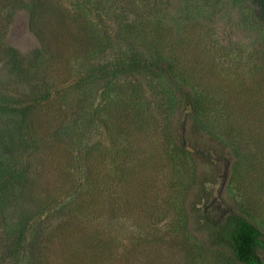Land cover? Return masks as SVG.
<instances>
[{"label": "rangeland", "instance_id": "obj_1", "mask_svg": "<svg viewBox=\"0 0 264 264\" xmlns=\"http://www.w3.org/2000/svg\"><path fill=\"white\" fill-rule=\"evenodd\" d=\"M12 1L15 5L7 6L12 19H0V25L7 26L3 40L14 51L12 60H0V102L7 97L13 104L27 105L45 91L42 83L33 88V82H42L33 76L24 85L14 68L15 60L36 66L40 54L46 76L61 84L56 90L73 89L68 105L57 101L52 91V97L40 99L34 110L47 137L51 127L46 122L64 117L66 110L65 123L70 125L68 121L85 112L90 96L97 97L107 82L120 98L129 101L133 96L137 104L129 115L125 106L111 108L107 124L101 121L104 112L84 114L79 120L80 148L70 145L75 155L62 143L56 151L62 154L63 192L72 189L80 199L94 200L90 212L96 228L88 236L81 233L80 246H96L91 249L96 264H239L225 250L211 247L203 232H196L191 201L208 167L180 148L174 137L176 120L168 108L172 90L162 77L154 78L143 69L129 74L121 67L114 76L111 68L116 59L122 63L134 59L141 66L157 59L169 61L174 77L198 99L195 127L189 134L211 144L219 141L225 149L226 158H216L222 169L209 187L212 195L204 202V211L233 207L264 233V28L250 22L245 1L112 0L114 15L108 17L95 7L94 12L90 0H55L72 18L62 25L48 22L43 44L29 26L23 4L29 0ZM80 14L88 16L84 19L88 24L86 19L112 34L108 48H85L86 35L74 25L75 18L82 24ZM88 66L96 67L94 73H103L105 79L80 89L79 95L71 82L80 75L87 77ZM135 112L143 113L141 123L148 129L136 128ZM125 119L131 133L126 136L125 129L113 140L112 131L122 121L124 127ZM92 184L97 187L91 189ZM26 210L15 209V215L23 219ZM50 244L51 264H64V258L74 264L78 259L75 245H66L63 238ZM260 254L264 258V252Z\"/></svg>", "mask_w": 264, "mask_h": 264}, {"label": "trees", "instance_id": "obj_2", "mask_svg": "<svg viewBox=\"0 0 264 264\" xmlns=\"http://www.w3.org/2000/svg\"><path fill=\"white\" fill-rule=\"evenodd\" d=\"M111 1L90 0L89 2L94 12L95 7L101 15L112 17L114 11L112 10ZM244 1L251 9L250 22L264 28V0ZM25 2L23 4L27 5L29 12L30 29H33L42 44L48 22L53 21L62 25L66 20L72 18L68 11L55 3V0H29V4H25ZM104 2H107V5ZM14 5L12 0H0V10H2L0 19L1 17L12 19L7 6ZM8 9L10 10V8ZM79 16L82 17V24H79L75 18L74 25L78 28L79 33L86 35L85 48H108L112 34L106 33L96 22L93 21L92 23L90 19H86L91 23L88 24L84 20L88 17L86 14H80ZM38 18H40V21L35 22V19L38 20ZM6 28V25H0V60L10 61L14 51L3 40ZM51 32L48 29V33ZM79 33L77 32V34ZM44 46L46 45L44 44ZM36 57V66L34 64L31 66L23 65L22 62L19 63L15 60L14 68L19 80L24 85L33 76L42 81L39 84H37L38 81L33 82V88L40 87L42 83L41 91H45L39 96L36 95V100L27 105H22L18 101L13 104L14 102H11L7 97H2L0 102V264H51L48 256L49 254L54 255V250L50 240H60L62 238L66 241V245H75L78 259L76 258L77 260L72 263L96 264L91 250L96 246L88 243L83 244V246L79 244L82 232L88 236L96 228L90 212L91 201L94 200L80 199L77 192L72 193V189L67 193L63 192L61 172L64 167H61L60 164L62 154H57L56 151L62 143V145L68 147L71 156L75 155L70 145L76 150L80 148L82 132L80 133L79 120L84 114L93 117L98 114V111L104 112L100 117L103 119L101 121L107 124L106 121L109 120L108 113L111 108L115 107V110L118 106L122 108L125 106L127 114H130L131 108L135 109L137 104H134L133 96H129V101L120 98L118 96L120 94L116 93L113 87H110V82H107L103 84L105 86L101 91L97 90L96 93H99L97 97L90 96L92 102L89 101L88 108L93 113L89 112L90 110L87 111L88 108L85 112H78V115L76 113L68 121L70 123L68 125L65 123L67 111L64 110V117L62 115L56 117L55 115L56 119H52L50 123H45V125L51 127L50 132L48 131L50 137H47L48 134H45L47 132L44 129L46 126L41 125L39 118L35 116L34 110H37L40 99H49L52 97L51 94H55V92L56 97L58 96L56 100L68 105L73 89L65 90L62 88L61 93L56 90L61 85L58 79L52 82L46 76L44 56L37 54ZM112 65L111 71H113L114 76L117 75L121 67H125L124 70L127 73L129 71V74L141 73L143 69L153 74L154 78L162 77L166 86L172 90L173 99L168 108L171 110V117L176 120L174 123V137L176 141L180 142V148L208 167V170L206 169L198 179L197 190L191 201V212L196 232H203L211 247L225 250L239 264H263L264 258L261 256L260 251L264 252V233L255 222L233 207L223 206L218 208L213 206L209 209V213L204 211L203 204L212 195L209 187L217 181L222 169V164L216 161V158H226V154L221 142L216 141L215 144H211L207 140L189 134V129L194 130L193 123L196 120L193 116L198 107V99L194 91L174 77L171 64L166 59H157L142 66L134 59L123 63L116 59ZM95 68L93 66L89 69L86 73L87 77L80 75L79 80L71 82V87H74L75 93L80 95V93L82 94L80 89L87 86V89H89V84L94 81L102 82L105 79L103 73L99 75L94 73ZM28 88L26 89L28 90ZM30 92H33V89ZM142 116V112L141 114L134 113L135 121L133 122L140 131L148 129L143 122L141 123ZM138 118H140V121H138ZM127 124L125 119L124 127L122 121V125L116 126L115 132L112 131L113 135L110 131L111 138L113 140L120 139L122 132L128 129ZM39 125L45 136L42 130H39ZM130 133L131 130L126 132L125 135L128 136ZM70 165L72 168L71 163ZM42 168L45 172L42 171ZM48 172L54 173V177L47 176ZM96 187L93 185L91 189ZM91 195L93 194L91 193ZM22 206L27 207V213L23 219L19 215H15V209L19 210ZM74 231L77 232V235ZM78 232L80 233L78 234ZM86 255L89 256V260L84 262ZM63 263L69 264V261L64 258Z\"/></svg>", "mask_w": 264, "mask_h": 264}]
</instances>
